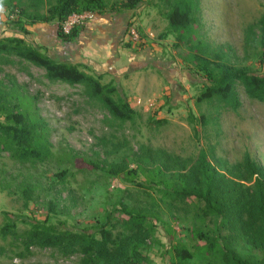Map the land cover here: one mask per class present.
<instances>
[{"label":"rangeland","instance_id":"rangeland-1","mask_svg":"<svg viewBox=\"0 0 264 264\" xmlns=\"http://www.w3.org/2000/svg\"><path fill=\"white\" fill-rule=\"evenodd\" d=\"M195 1L194 44L263 77L264 0ZM55 2L3 6L0 40L21 37L54 60L81 65L103 84L114 83L137 114L119 121L84 86L51 80L28 61L0 55V122L7 124L6 106L26 111L39 121L36 144L47 138L53 153L45 162L24 164L0 152V264H121L130 251L134 264H227L224 248L250 264H264L261 222L245 213L230 223L182 195L198 182L202 155L234 184L235 196L252 194L243 163L249 154L264 167V101L238 85L237 109L199 102L209 81L196 49L168 33V6L161 0H145L134 10L74 15L63 24L66 33L78 31L70 42L60 38L56 24L26 25L28 34L15 25L28 24L26 14L36 5L45 14ZM7 223L15 227L3 235ZM37 223L97 240L105 229L126 254L89 258L80 250L43 246L34 233ZM192 231L207 235L214 246ZM177 249H186L190 258L180 259Z\"/></svg>","mask_w":264,"mask_h":264},{"label":"trees","instance_id":"trees-1","mask_svg":"<svg viewBox=\"0 0 264 264\" xmlns=\"http://www.w3.org/2000/svg\"><path fill=\"white\" fill-rule=\"evenodd\" d=\"M24 0H3V6L13 10L16 4ZM42 4L43 0H31ZM145 0H126L121 4L109 5L107 0H56L49 6L45 14H40L38 5L34 13L26 14L28 24L16 20L15 25L21 32L28 34L26 25L37 23H50L59 26V36L65 42L78 38V31L72 29L66 33L64 22L74 15L83 13L102 14L106 11L119 12L126 9L134 10ZM168 6L167 21L168 33L175 36L176 41L190 49H196L195 58L198 67L204 73L209 85L205 87L199 97V102L218 101L227 107L237 109L239 99L236 95L238 85H241L246 94L257 101H264V76L251 75L243 70L237 69L228 62L223 61L221 56L215 55L212 51H204L201 43L195 45V31L193 28V12L196 9L195 0H161ZM40 5V4H39ZM264 27V20H263ZM0 55L14 56L15 58L28 61L43 69L51 80L61 81L71 86L82 85L94 97L106 107L111 115L122 122L131 121L136 116V111L130 103L122 97L114 83L103 84L101 76L96 77L83 71L81 65L68 64L52 59L42 52L41 49L29 45L24 38L7 37L0 40ZM213 57V59H212ZM217 58L218 61H214ZM214 66V67H213ZM4 112L7 124L0 122V152L9 153L14 159L21 163H41L52 156L51 145L47 138L42 145H37L38 122H33L26 111H15L6 106ZM245 172L253 180L252 194L243 199L233 194L234 184H229L218 170L212 166L206 155L200 157L199 179L194 185L186 189L183 196L195 197L205 204V211L229 218L230 223L235 219H243L244 214H250L254 221L261 222L259 231L263 240L258 248L264 250V167L256 163L249 154L245 156L243 163ZM118 174V172H116ZM133 176L134 171L127 172ZM226 186V187H225ZM226 193L228 197H225ZM180 192H175V195ZM244 200V201H243ZM232 220V221H231ZM136 225H142L144 219L134 217ZM239 222V221H238ZM257 224L253 222L251 225ZM15 227L7 223L1 233L5 235ZM34 233L40 237L41 244L47 247H59L66 253L82 251L87 257L105 256L107 253L117 259L126 251H119L109 231L101 229V240L93 235H75L58 233L52 226L37 223L34 225ZM192 234L199 239L205 240L208 246L213 247L211 239L199 231H192ZM80 248V249H77ZM177 251L181 258H190L186 249ZM132 253V251H130ZM130 252L122 257L121 264H134ZM223 254L227 264H250L243 260L234 250L224 248ZM129 255V256H127ZM112 258V259H113ZM115 264H119L116 263Z\"/></svg>","mask_w":264,"mask_h":264},{"label":"clouds","instance_id":"clouds-1","mask_svg":"<svg viewBox=\"0 0 264 264\" xmlns=\"http://www.w3.org/2000/svg\"><path fill=\"white\" fill-rule=\"evenodd\" d=\"M3 11V0H0V12Z\"/></svg>","mask_w":264,"mask_h":264},{"label":"built area","instance_id":"built-area-1","mask_svg":"<svg viewBox=\"0 0 264 264\" xmlns=\"http://www.w3.org/2000/svg\"><path fill=\"white\" fill-rule=\"evenodd\" d=\"M130 34L132 35V34H134V31L133 30H131L130 31ZM129 35V34H128ZM137 37V36H136ZM132 38H134V37H132Z\"/></svg>","mask_w":264,"mask_h":264}]
</instances>
